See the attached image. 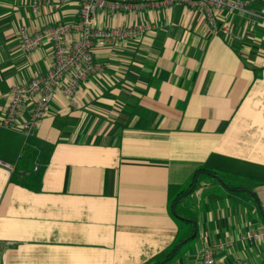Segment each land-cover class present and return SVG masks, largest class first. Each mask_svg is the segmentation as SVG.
<instances>
[{
  "label": "crops",
  "instance_id": "obj_1",
  "mask_svg": "<svg viewBox=\"0 0 264 264\" xmlns=\"http://www.w3.org/2000/svg\"><path fill=\"white\" fill-rule=\"evenodd\" d=\"M80 7L0 0V161L12 166L0 165V264H200L223 241L234 245L220 264H264V239L246 238L264 230V0L216 12L226 36L182 2L99 11V28L149 29L96 42L104 70L82 83L76 107L57 92L27 137L4 124L11 87L55 58L50 40L26 52L19 29L77 22Z\"/></svg>",
  "mask_w": 264,
  "mask_h": 264
},
{
  "label": "built area",
  "instance_id": "obj_2",
  "mask_svg": "<svg viewBox=\"0 0 264 264\" xmlns=\"http://www.w3.org/2000/svg\"><path fill=\"white\" fill-rule=\"evenodd\" d=\"M68 3L72 0H60ZM173 2L186 3L192 7L205 10L212 33L231 35V27L219 23L216 12L227 10L230 14L235 11H246L252 0H81L79 19L77 22H58L45 26L35 33H30L25 26L19 29L26 52L39 48L46 40H50L54 48V65L44 74L34 76L27 83H17L11 87V97L4 124L14 127L20 123V128L27 137L35 134L48 107L57 92L62 93L71 106L76 105V93L83 82L92 74L102 72L104 65L96 61L93 47L98 41L116 43L140 38L149 26L139 24L122 28H99L95 25V15L99 11H130L143 7L160 8ZM254 25L255 20L249 19ZM77 34L71 38V34ZM27 99L34 100V106L26 118H21L24 103ZM7 168L12 166L0 161ZM38 170V167H35ZM248 240L264 239V230L250 233ZM232 241L212 242L203 248L200 264H220L217 254L232 247ZM231 264H248L245 258L238 257Z\"/></svg>",
  "mask_w": 264,
  "mask_h": 264
},
{
  "label": "trees",
  "instance_id": "obj_3",
  "mask_svg": "<svg viewBox=\"0 0 264 264\" xmlns=\"http://www.w3.org/2000/svg\"><path fill=\"white\" fill-rule=\"evenodd\" d=\"M201 170H202V171H201ZM199 172H204L206 175H208L209 178L215 177V178H216L215 181L218 180V181L221 182V180L218 179V178L215 176V175H218V174L212 172L211 170H208V169H206V168H201V169L199 170ZM199 183H200V181H199V179H198V176H197V174H195L194 177H193V179H192V180L190 181V183H189V187H188L187 191H186V190L183 191V194H184L183 197H184V196H189L193 191H195V190L198 188ZM177 251H178V248H176V247L172 248V249L168 252V254H167V258H168V259H166L165 262H167L171 257H173L174 254H175ZM165 262H164V263H165Z\"/></svg>",
  "mask_w": 264,
  "mask_h": 264
},
{
  "label": "water",
  "instance_id": "obj_4",
  "mask_svg": "<svg viewBox=\"0 0 264 264\" xmlns=\"http://www.w3.org/2000/svg\"><path fill=\"white\" fill-rule=\"evenodd\" d=\"M218 179H220L221 180V182L223 183V184H225V182H224V180L221 178V177H219L218 175H215ZM249 192H250V190H248ZM252 193V192H251ZM193 222V224H194V226H195V232H194V235L196 234V232H197V227H196V222L195 221H192Z\"/></svg>",
  "mask_w": 264,
  "mask_h": 264
},
{
  "label": "rangeland",
  "instance_id": "obj_5",
  "mask_svg": "<svg viewBox=\"0 0 264 264\" xmlns=\"http://www.w3.org/2000/svg\"><path fill=\"white\" fill-rule=\"evenodd\" d=\"M251 192H252V191L250 190L249 193H250L251 195H253V194H252L253 192H252V193H251ZM176 211H178V214H179L180 212H182V211L180 210V207H179V206H178V208H176ZM179 222H180V221H179ZM181 222H183V221H181ZM193 226H194V224H193Z\"/></svg>",
  "mask_w": 264,
  "mask_h": 264
}]
</instances>
